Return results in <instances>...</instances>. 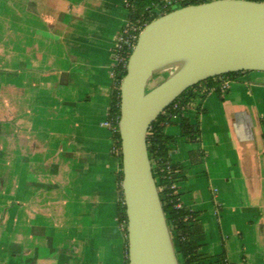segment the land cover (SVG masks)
Listing matches in <instances>:
<instances>
[{
    "label": "crops",
    "instance_id": "crops-1",
    "mask_svg": "<svg viewBox=\"0 0 264 264\" xmlns=\"http://www.w3.org/2000/svg\"><path fill=\"white\" fill-rule=\"evenodd\" d=\"M129 22L128 0H0V264H126L120 153L103 123ZM184 115L196 142L166 132L200 254L253 264L242 242L253 236L264 256V72Z\"/></svg>",
    "mask_w": 264,
    "mask_h": 264
},
{
    "label": "water",
    "instance_id": "water-1",
    "mask_svg": "<svg viewBox=\"0 0 264 264\" xmlns=\"http://www.w3.org/2000/svg\"><path fill=\"white\" fill-rule=\"evenodd\" d=\"M169 69L174 72L149 88L159 72ZM238 72H264V2L187 5L142 30L121 77V186L129 264H180L149 158L150 127L188 89Z\"/></svg>",
    "mask_w": 264,
    "mask_h": 264
},
{
    "label": "trees",
    "instance_id": "trees-1",
    "mask_svg": "<svg viewBox=\"0 0 264 264\" xmlns=\"http://www.w3.org/2000/svg\"><path fill=\"white\" fill-rule=\"evenodd\" d=\"M167 1L168 0H128L130 23L141 21L143 24L147 25L160 16L175 10V6H168ZM211 1L213 0H181L178 6L181 8L187 5H198ZM249 1L264 2V0ZM126 73V64H121L117 67L114 78L115 90L110 110L111 117H120L121 77H124ZM245 73L250 72L230 73L211 78L188 89L175 101H180V109L178 111H170L169 114H167V112L170 107L166 109L148 131L147 146L149 158L180 264H208V259L200 254L201 245L198 241V235L202 233V229L199 223V213L184 207L180 200V194L177 192V184L183 177L180 176L179 168L170 162L171 146L175 144L177 140L175 136L168 134L166 129L169 126L178 125L180 127L181 138L185 139L187 142H196L199 136V126L198 124L193 125L190 119L184 115L189 105L196 99H203L212 89L216 88L217 92L222 94L220 91L222 80L234 81ZM174 117H179L180 120L178 123L173 121ZM114 134L117 140V149L120 153L119 182L121 200L118 207V217L119 222L124 226L125 234L128 236L126 206L121 186L123 180L121 138L119 131ZM174 186L175 188H173ZM179 204H181V208H176ZM216 263L226 264L225 255L219 256ZM126 264H129L128 249Z\"/></svg>",
    "mask_w": 264,
    "mask_h": 264
},
{
    "label": "built area",
    "instance_id": "built-area-1",
    "mask_svg": "<svg viewBox=\"0 0 264 264\" xmlns=\"http://www.w3.org/2000/svg\"><path fill=\"white\" fill-rule=\"evenodd\" d=\"M181 0H168V6H178ZM146 25L141 21L136 23H130L124 26L121 31L118 33L115 45V68L113 70L112 76L115 78L116 69L121 64H126L128 66L129 58L137 45L139 36ZM231 81L230 80H222L220 84V91L222 93H226L230 89ZM214 90L217 91L215 88ZM169 108V107H168ZM167 108V109H168ZM180 109V101L174 102L167 114L170 111H178ZM119 122L120 117L114 116L109 118L103 123L104 127L111 129L114 133L119 131ZM175 188V186L173 187ZM176 208H181V204L177 205Z\"/></svg>",
    "mask_w": 264,
    "mask_h": 264
},
{
    "label": "rangeland",
    "instance_id": "rangeland-1",
    "mask_svg": "<svg viewBox=\"0 0 264 264\" xmlns=\"http://www.w3.org/2000/svg\"><path fill=\"white\" fill-rule=\"evenodd\" d=\"M180 8L176 6L175 9ZM174 72V69H169L163 72H159L155 78L153 79L152 83L150 84L149 88H153L156 85L162 83L165 78L171 75ZM245 249V253L248 255L249 260L253 264H264V256L261 252L262 245H259L258 241L253 238V236H247L245 241L242 242V249ZM242 259V258H241Z\"/></svg>",
    "mask_w": 264,
    "mask_h": 264
}]
</instances>
